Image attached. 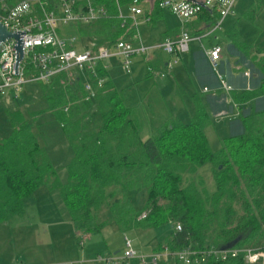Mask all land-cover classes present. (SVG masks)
<instances>
[{
	"label": "trees",
	"instance_id": "trees-1",
	"mask_svg": "<svg viewBox=\"0 0 264 264\" xmlns=\"http://www.w3.org/2000/svg\"><path fill=\"white\" fill-rule=\"evenodd\" d=\"M131 1L119 0V5L125 8ZM101 4L115 14L112 3ZM159 11L153 2L145 14L154 21ZM202 15L206 29L217 18L213 12ZM73 29L78 37L98 39L105 47L131 38L128 22L120 28L114 18ZM253 67L256 86L251 92L231 93L233 104L264 100V58ZM96 72L104 82L92 98L84 91V79L68 81L61 74L31 84L44 101L42 110L27 115L2 110L9 130L0 135V224L21 217L25 202L44 187L58 193L74 230L81 234L99 232L109 224L121 234L167 226L168 235L154 251H264V109L239 115L244 133L222 138L216 151L210 150L203 131L209 120L201 105L188 122L171 121L141 142L139 122L125 105L124 94L113 88L108 71L98 66ZM42 113L60 127L71 149L64 183L58 181L32 129ZM93 122L95 129L89 130ZM206 170L210 186L203 179ZM139 193L144 198L136 207L131 200ZM176 224L180 231L174 230ZM205 264L244 263L238 255Z\"/></svg>",
	"mask_w": 264,
	"mask_h": 264
},
{
	"label": "rangeland",
	"instance_id": "rangeland-1",
	"mask_svg": "<svg viewBox=\"0 0 264 264\" xmlns=\"http://www.w3.org/2000/svg\"><path fill=\"white\" fill-rule=\"evenodd\" d=\"M262 3L263 0H237L234 3L233 14L228 15L226 19L229 21L228 26L225 28L223 24L220 29L241 30L253 49L248 53L234 50V53L229 54L223 62L222 67L219 66L216 73L202 58L196 61L191 60L192 65H190L188 59L186 60L182 55L176 57L163 53L162 59L171 64L169 71L161 73L152 71L150 77L140 81L135 78L132 81V74L138 69L142 68L145 73L147 72V56L157 51H152L145 57L130 58L131 64L127 70L115 71L116 62H112L113 67L111 63L108 73L115 79V85L119 89H125V85L129 86L124 92L126 105L132 107V113L138 119L141 141L152 138L160 127L171 121L188 122L194 115L196 105H201L208 115L209 123L203 131L211 151L220 149L222 138L244 133L239 117L235 116V108L229 103L228 95L221 90V82L227 85L225 70L229 72L241 70L236 73L238 77L241 76L242 71H248L252 75L251 80L253 73L258 75L253 62H257L260 57L257 56V60L251 57L257 55L256 48L264 52V6ZM237 5L240 6L237 8ZM139 7L147 13L150 5L148 1H145ZM165 17H167L168 29L177 28L182 23L175 16L165 14ZM135 23L136 28L133 29L131 26L133 23L128 21L131 27L128 37L138 35L144 46L156 42L165 29L160 21L145 22L143 16H137ZM61 33V37H74L76 44H80L79 37L73 28L65 27ZM89 42L99 43V40L89 39ZM173 61L175 64L172 63ZM138 62H141L139 63L141 68ZM151 65L152 63H149V66ZM257 79L252 83L254 87ZM212 86L217 87L222 93L212 96ZM203 87H206L205 91ZM174 88L175 95L172 94ZM17 97L18 99L13 101L0 99L1 136L7 134L9 130L3 109L19 110L27 115L44 107V101L40 98L36 85L23 86ZM220 109L223 114L217 115ZM246 112L248 111L241 108L240 115H245ZM53 124L55 123L52 122L50 115L42 113L36 118L32 129L38 137L41 148L48 155V161L55 170L58 181L62 183L66 178L65 167L70 160L71 151L65 138L57 136L58 133ZM88 125L92 128L95 122ZM53 140L56 141L53 142ZM203 179L210 186L211 177L207 170L203 174ZM143 198L144 196L139 193L133 195L131 201L138 207ZM41 208V211L47 215L46 218L37 214ZM24 213L22 218L13 217L7 223L0 225V264H33L38 258H44L46 259L44 263L51 262V264H71L72 261L79 259L90 261L89 264H106L98 262L97 259L110 257H114L117 264H140L136 259L121 260L122 234L114 225L109 224L102 231L90 234L76 232L56 191L50 192L44 187L37 189L25 202ZM169 231V227L161 226L146 230L135 229L125 234L132 241L134 251L147 256L146 254L149 255L153 247L156 248L163 243ZM158 264L175 263L165 260Z\"/></svg>",
	"mask_w": 264,
	"mask_h": 264
},
{
	"label": "built area",
	"instance_id": "built-area-1",
	"mask_svg": "<svg viewBox=\"0 0 264 264\" xmlns=\"http://www.w3.org/2000/svg\"><path fill=\"white\" fill-rule=\"evenodd\" d=\"M106 1L114 6L113 16L101 4V0H0V24L7 32L19 36L22 53L20 61H17L16 43L13 39L0 44V99L17 98L23 86L46 83L61 74L68 81L76 80L77 77L84 79V91L92 98L95 90L101 88L104 82L103 78L97 76L98 66L106 70L108 61L117 60L120 68L127 70L131 64L130 58L145 57L152 51L179 57L187 52L191 41L189 35L182 30L174 40L165 39L152 47L144 46L136 34L131 38L118 40L110 47L89 42V39L95 38L80 36V44L77 45L74 37H61V30L65 27L92 26L102 19L114 18L119 22L120 28L131 21V26L135 29L137 16H143L145 22L150 21L139 7L141 3L148 1L150 6L154 2L160 10L184 22L204 11L213 12L217 18L209 29L210 33L219 29L223 19L233 14L237 0H132L125 8L119 5V0ZM220 52L218 46L204 52L208 67L215 73L219 68ZM170 68L171 64L167 63L165 71ZM152 71L151 67H147L149 74ZM221 90L227 92L230 88L221 82ZM142 218L144 214L138 219ZM174 230L180 231V225L176 224ZM122 244L121 260L136 259L140 264H158L165 260L177 264H205L210 259L226 261L238 255L242 256L244 264H264V251L252 248H185L170 252L162 247L160 251L144 256L134 251L132 241L125 235L122 236ZM97 261L117 264L114 257L98 258Z\"/></svg>",
	"mask_w": 264,
	"mask_h": 264
},
{
	"label": "crops",
	"instance_id": "crops-1",
	"mask_svg": "<svg viewBox=\"0 0 264 264\" xmlns=\"http://www.w3.org/2000/svg\"><path fill=\"white\" fill-rule=\"evenodd\" d=\"M195 1H200V0H195ZM238 6H240V5H237V8H238ZM233 9H234V7H233ZM149 10H150V8H149ZM204 12H207L208 14H210V11H204ZM202 13L199 14L198 16L194 17V18H191V19L185 21V22L180 20L182 23H180L177 28H173V29L169 28L168 29L167 28V24H166V21H167L166 18L167 17H165V14H169V15H172V14H170L168 12L164 13L162 10L159 11V13L156 15L154 21H160L165 26V29H163L162 36H160V38L156 42L151 43V44H145V46L152 47L153 45L159 44L160 42H162L165 39L174 40L178 36L179 32L184 30L189 35V37H191V41L188 44V50H187L186 53H184L182 55V56H184V58L186 60L188 59V63L190 65H192L191 60L196 61L199 58H202V59H204L206 61L204 52L208 51L213 46H218V47H220V50H221V52H220V60H219V66L220 67H222V64L226 60V58L229 57V54L234 53L233 52L234 50H236V51L240 50V51H242L244 53H248V52H250L253 49V47L250 44V42L247 39V37L239 29H237V30L236 29H231V30L228 31L227 29H220L219 28L217 30H214V31H211L210 33H208L210 28L206 29V23L204 22V16L202 15ZM226 19H227V17L223 19V21H222L220 26H223V24H224L225 28L228 26L229 21H226ZM206 33H208V35H205ZM147 41L148 40H146V42ZM255 50L257 52V55L251 57V59L257 60V58H256L257 56L260 57V59L264 58L263 50H260L258 48H256ZM162 54H163L162 52H158L157 51V52H153L150 55H148L147 59H146V66L148 65V67H151L153 71H157L159 73L165 71V65L167 63H169V62L166 63L162 59ZM113 61L116 62L115 63L116 64L115 68H117V69H115V71H118V70L120 71L121 68H120V65H119L117 60L108 61V65H107L106 71H108V67L111 65V63ZM139 63L141 64V62H138V64ZM149 63H152V65L149 66ZM113 66L114 65L112 63V67ZM140 68H141V65H140ZM141 71H143V74L140 75ZM240 71L241 70H239V69L232 70L231 72L225 70V74H224V76L226 78V81H227V85L230 88V90L227 91V92H223V93L228 95L229 103H231L233 105V107L235 108V110H236V114H235L236 117H239L241 108H244L245 110H247L248 112H246V113H249L251 110L260 111L261 109H264V100L263 99L254 100V101H252L251 104L246 103V104H243V105H235L231 101V99H230V94L231 93L240 94L242 92H251L254 89V86L252 85V83H253V81H255V79H257V75L255 73H253L254 76H253V79L251 80L252 75H250L248 71H242V74H241L242 77L241 76L238 77L236 73L240 72ZM147 73L148 72L145 73L142 68L138 69L137 72H134V74H132L131 79H132V81L135 78H136L137 81L144 80V79L150 77V74H147ZM110 80L112 82L113 88L116 91L121 92L122 94H124L125 89L129 87L128 85H125L124 86L125 89H123V88L119 89L115 85V82H114L115 79L110 76ZM203 89L206 90V87H203ZM211 89H213V95L212 96H216V94L222 93V91L218 90L217 87L215 88L214 86H212ZM175 93H176V91H175V88H174L172 94L175 95ZM206 93H207V91H206ZM124 96H125L124 101H125V105H126V95L124 94ZM127 107H129V106H127ZM129 108H132V107H129ZM222 114H223V111L220 109L218 111L217 115H222ZM134 117L137 118L136 115H134ZM53 126H55V128H56V131L58 133L57 136H62L63 137V135L60 132V127L56 123L53 124ZM92 129H95V125H92V128H89V130H92ZM55 141L56 140H53V142H55ZM70 151H71V149H70ZM46 156L48 158L47 154H46ZM71 158H72V153H71L70 160H71ZM65 170H66V167H65ZM65 181H66V178H65ZM64 182H62V183H64ZM50 192H53V191H50ZM24 208H25V206H24ZM41 210H42V208L39 210V212L37 214L39 216H41V217L46 218L47 215L45 214V212H42ZM24 214L25 213H23V215L21 217H19V218H22L24 216ZM7 222H5V223H7ZM5 223H3V224H5ZM3 224H0V225H3ZM102 230H103V228L100 231H102ZM123 235L126 236V234H122V236ZM121 244H122V238H121ZM81 246H83V245L81 244ZM120 246L123 249V245H120ZM154 248L155 247L152 248V252H154ZM152 252H150V253H152ZM115 253H117V252H115ZM146 255H148V254H146ZM45 260L46 259H44V258H38L36 260V262H34L33 264H51V262L44 263ZM85 263L89 264L90 261L86 262V261H81L79 259L77 261H72L71 262V264H85Z\"/></svg>",
	"mask_w": 264,
	"mask_h": 264
},
{
	"label": "water",
	"instance_id": "water-1",
	"mask_svg": "<svg viewBox=\"0 0 264 264\" xmlns=\"http://www.w3.org/2000/svg\"><path fill=\"white\" fill-rule=\"evenodd\" d=\"M8 39H13L15 41V50L17 53V61H20L21 57H22V53H21V49H20V41H19V36L17 34H12L7 32V30L5 29V27H3L0 24V44L3 43L5 40ZM229 249V247H225V248H221L220 250H226Z\"/></svg>",
	"mask_w": 264,
	"mask_h": 264
}]
</instances>
